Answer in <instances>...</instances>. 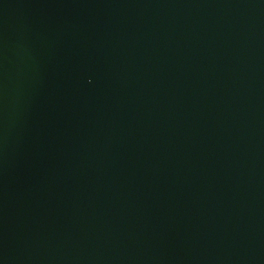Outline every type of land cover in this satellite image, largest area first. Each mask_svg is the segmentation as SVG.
<instances>
[{"label":"water","instance_id":"1","mask_svg":"<svg viewBox=\"0 0 264 264\" xmlns=\"http://www.w3.org/2000/svg\"><path fill=\"white\" fill-rule=\"evenodd\" d=\"M0 264H264V0H0Z\"/></svg>","mask_w":264,"mask_h":264}]
</instances>
